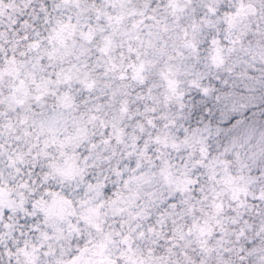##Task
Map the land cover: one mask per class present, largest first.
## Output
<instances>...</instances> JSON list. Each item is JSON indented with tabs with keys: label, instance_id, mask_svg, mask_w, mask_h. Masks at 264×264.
I'll use <instances>...</instances> for the list:
<instances>
[{
	"label": "clouds",
	"instance_id": "1",
	"mask_svg": "<svg viewBox=\"0 0 264 264\" xmlns=\"http://www.w3.org/2000/svg\"><path fill=\"white\" fill-rule=\"evenodd\" d=\"M0 264H264V0H0Z\"/></svg>",
	"mask_w": 264,
	"mask_h": 264
}]
</instances>
